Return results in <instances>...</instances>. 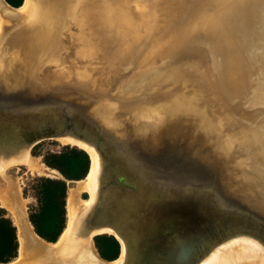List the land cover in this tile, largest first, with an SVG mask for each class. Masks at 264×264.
<instances>
[{
	"label": "water",
	"instance_id": "95a60500",
	"mask_svg": "<svg viewBox=\"0 0 264 264\" xmlns=\"http://www.w3.org/2000/svg\"><path fill=\"white\" fill-rule=\"evenodd\" d=\"M144 1L149 30L134 47L120 39L118 0H30L25 15L24 0L1 3L0 168L44 141L95 155L93 199L67 251L41 264H91L81 246L100 235L122 244L118 264H204L235 240L264 256V75L227 80L219 35L197 19L209 0ZM237 1L254 6L249 43L263 47L264 0ZM120 251L106 261L96 250L94 264Z\"/></svg>",
	"mask_w": 264,
	"mask_h": 264
},
{
	"label": "bare ground",
	"instance_id": "6f19581e",
	"mask_svg": "<svg viewBox=\"0 0 264 264\" xmlns=\"http://www.w3.org/2000/svg\"><path fill=\"white\" fill-rule=\"evenodd\" d=\"M1 3L5 5L3 0H0V31L5 24L4 12L2 11ZM30 3V0H24L23 5L20 7L18 12L24 15L29 13ZM131 3V0H118L117 9H115L113 14L115 13L114 15L117 18L116 24H119L118 29L120 33L119 35H121L120 39L122 43H126L127 45H130V47H134L145 40L149 30L150 17L148 9L145 7L146 1L138 0L134 1L132 4ZM132 5L137 8V11H133V9H131L130 6ZM243 5L245 4L240 3L237 0H209L202 7V11L197 15L198 23L203 24V27H208V30L213 32L212 34L216 35L217 31L216 36L219 35V38L216 40L217 42L221 41V46L218 44L214 48L218 49L219 54H222L223 56L224 67L229 75L227 80L230 81H232L231 79L235 78V76L236 79L243 76L241 73L248 67L253 71V73L257 72L264 75V46L262 47V45L256 42V40L249 43V40H251L249 39L251 38V33L249 31L251 24H248L246 19L254 11V6H247L246 4L244 10ZM105 9L109 11L108 5L106 6V4L103 6H94L92 11L97 13L102 12L103 10L105 12ZM94 15L96 17V14ZM96 18L98 19L95 20L98 24L102 25V27L106 26L103 24H109V21L106 19L104 14H101ZM109 19L111 22H114V18L111 17V13ZM223 23L226 25H223ZM242 32L247 35L248 38L246 39L247 43L244 44H241L240 40L236 39V37ZM161 46L162 48L159 49L160 52L158 53L162 54L160 55L161 58H168L169 47L165 49V45ZM125 48L123 47L124 50L129 49L127 46H125ZM261 51H263L262 54ZM129 52L133 53V50L131 49ZM58 142L65 145H72V143L67 140H59ZM78 147L89 154L92 164L87 177L83 180L72 182V184L77 185L76 188H68L69 191L66 209H68L67 213L69 221L68 225L66 223V229L55 243L47 244L36 236L32 229V225L26 219L27 213L22 204L23 198L21 200L17 190L13 189L12 186H4V188H0V206L4 207H2V209L8 210L14 214L17 225L13 219L12 222L17 228V238L19 242L18 257L14 261L7 264H41V262L46 260V257H50L53 253L59 255L62 251H67L66 249L69 247V235L72 226L79 212L88 206L93 199L95 155L86 147ZM25 165L32 170L38 168L41 172H43V174L49 173L50 171L46 167H36L33 162V156L30 155L21 162H10L8 165L0 168V174L1 176H6V170L8 168L12 166ZM83 193L89 194L90 199L87 201L83 200L81 198ZM16 209L22 213V219L26 222V226L30 234L35 239V246L30 251H27L26 249L25 240L22 235L23 224L17 215ZM7 216L9 217L8 214ZM81 247L83 248L82 253L86 261L94 264L98 255L93 242L89 241L86 244L83 243ZM120 248L121 251L119 258L112 264H118L121 262L123 258L122 244H120ZM204 264H264V256L262 252H260V250H258L251 242L246 240H235L219 248Z\"/></svg>",
	"mask_w": 264,
	"mask_h": 264
},
{
	"label": "trees",
	"instance_id": "16d2710c",
	"mask_svg": "<svg viewBox=\"0 0 264 264\" xmlns=\"http://www.w3.org/2000/svg\"><path fill=\"white\" fill-rule=\"evenodd\" d=\"M17 8L23 0H5ZM42 162L60 173L64 180L38 178L32 189L37 207L28 215L34 232L44 241L54 243L62 235L67 223L66 181H80L89 173V157L76 147L65 146L59 153H46ZM6 211L0 209V264H7L18 257L19 242L17 228L11 219L6 218ZM66 215V216H65ZM94 245L99 256L106 261L115 260L120 251L119 243L113 236L100 235L94 238Z\"/></svg>",
	"mask_w": 264,
	"mask_h": 264
},
{
	"label": "rangeland",
	"instance_id": "374dc122",
	"mask_svg": "<svg viewBox=\"0 0 264 264\" xmlns=\"http://www.w3.org/2000/svg\"><path fill=\"white\" fill-rule=\"evenodd\" d=\"M134 1L138 0H132V3ZM131 3V4H132ZM133 11H137L133 5L130 6ZM67 145L62 144L57 141H44L32 148L30 151V155L33 156V162L35 163L36 167H43L49 169V173L43 174L38 168H35V170L29 169L27 165L25 166H12L6 170V176H1L0 174V188L6 187H11L13 189H16L17 192L19 193V196L21 197V200L23 198V206L25 207L26 213L29 215L31 211L36 209L37 207V201L34 196V191L32 189V185L35 180L38 178H50V179H61L64 180L63 177H61L60 173L57 172L56 170H53L51 168H48L43 162L42 158L43 155L46 153H59L63 147ZM70 147V146H69ZM56 172V173H55ZM67 182V181H66ZM70 182V181H68ZM70 186V187H69ZM76 184L66 183V196H65V201L66 197L68 199V188H76ZM4 191V189H3ZM81 198L85 201L90 199V195L87 193H83L81 195ZM3 206H0V209H2ZM67 207V204H66ZM4 208V207H3ZM5 210V209H4ZM68 211V209H66ZM6 215L5 217L9 219H13L15 221V216L12 214L10 211L5 210ZM9 215V217L7 216ZM68 213H67V225H68ZM15 224L17 225V222L15 221ZM66 225V227H67ZM66 229V228H65ZM20 256V252H19ZM14 261V260H13Z\"/></svg>",
	"mask_w": 264,
	"mask_h": 264
}]
</instances>
